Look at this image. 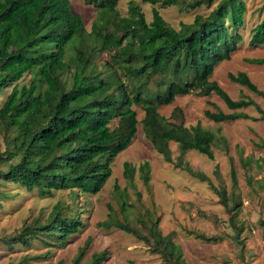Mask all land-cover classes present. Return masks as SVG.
<instances>
[{"label":"trees","instance_id":"obj_1","mask_svg":"<svg viewBox=\"0 0 264 264\" xmlns=\"http://www.w3.org/2000/svg\"><path fill=\"white\" fill-rule=\"evenodd\" d=\"M99 11V21L87 33L77 24L70 0H0V95L13 86L0 108V135L5 150L0 152V178L40 196H52L55 191L79 190L83 194H98L112 175L111 163L133 142L138 132V115L134 106L145 113L143 131L164 161L185 170L192 177L209 182L220 202L232 215L238 235L242 229L233 221L239 204L229 205L227 192L216 188L210 178L184 163L183 156L192 150L215 159L213 148L222 143L229 155L225 136L204 128L201 122L187 127L184 111L176 106L169 118L159 109L173 105L178 96L220 97L231 114L224 113L212 102L217 112L204 115L215 123L240 119L264 121V110L251 98L233 100L212 80L215 68L229 61L231 54L244 42L240 29L245 27L247 5L244 0H143L161 7H180L192 11L203 5L213 7L207 15H197L181 30L168 24L158 9L153 8V20L147 22L141 8L132 1L130 16L120 17V0H86ZM116 32L121 33L117 36ZM250 46H264V18L251 32ZM94 41L91 55L85 60V41ZM74 51V53L72 52ZM111 53L108 68L97 71L92 56ZM253 65H264V59H247ZM26 73L34 75L27 87L19 86ZM163 76L153 91L150 84ZM228 78L264 98V92L245 72L229 73ZM129 84H132L133 91ZM164 91V92H163ZM254 107L259 119L237 110ZM181 115L180 122H176ZM118 125L111 127L113 121ZM170 143L179 145L181 156L175 163ZM264 149V142L259 144ZM231 176L238 184L233 159ZM136 168L125 164L124 175L134 180ZM142 179L149 184L150 164L140 166ZM118 190V187H116ZM125 206V205H123ZM110 211L112 209L110 208ZM126 212V209L123 208ZM159 220L150 219L144 235L135 226L109 214L98 227L118 229L146 242L153 253L160 254L164 264H188L182 247L173 235H164ZM84 227L80 215L68 217L62 205L55 206L48 221L39 219L0 239L13 250L16 245L30 246L39 241L47 247L62 248L70 237ZM205 242H219L222 236L196 233ZM236 239H239L236 237ZM89 237L73 260V264H102L109 252L92 254ZM18 264H24L18 263ZM59 264H63L59 262ZM130 264H134L130 262Z\"/></svg>","mask_w":264,"mask_h":264},{"label":"rangeland","instance_id":"obj_2","mask_svg":"<svg viewBox=\"0 0 264 264\" xmlns=\"http://www.w3.org/2000/svg\"><path fill=\"white\" fill-rule=\"evenodd\" d=\"M134 1L145 14L147 22L153 20V8L161 13L164 20L174 29L181 30L182 25L193 23L197 15L207 16L214 8L203 5L201 8L187 11L180 7H161L143 0H120L117 10L120 17L130 16V3ZM247 5L245 27L240 29L244 42L231 54L229 61H223L216 67L212 80L229 94L233 100L253 99L264 110V98L248 88L232 82L229 73L245 72L259 90L264 92V65H253L247 59H264V46H250L251 32L264 18V0H244ZM77 24L82 23L87 33L99 21V11L86 0H70ZM117 36L121 33L116 32ZM94 41H85L83 51L86 60L91 55ZM74 53V51H72ZM111 53H97L92 56L96 70L109 67ZM34 75L26 73L19 86L27 87ZM158 76L150 84L155 91ZM132 91L134 90L132 84ZM13 86L6 88L0 95V108L12 92ZM164 92V91H163ZM215 103L226 114L233 113L217 95L197 97L193 94L178 96L173 105L159 109L161 115L169 118L172 110L178 106L184 111L187 127L201 122L204 128L225 136L229 147V155L222 149V143L213 148L215 159L192 150L183 156V161L195 171L205 173L212 184L225 190L229 197V205L237 202L239 210L234 213L233 221L242 229L235 230L232 215L220 202V197L212 189L209 182H202L188 172L178 169L174 164L164 161L152 143L146 138L143 125L145 113L139 106H134L138 115V132L132 144L111 163L112 175L98 194H83L79 190L55 191L52 196L42 197L38 190L30 193L22 186L6 182L0 178V239L8 237L20 230L25 223L39 219L41 223L48 221L55 206L62 205L68 217L80 215L84 227L70 237L65 247H47L39 241L30 246L16 245L10 250L0 243V264H73L78 250L91 237L92 243L84 259L89 262L92 254L108 251L109 255L102 264H164L160 254L153 253L150 246L138 238L118 229L105 231L98 223L108 219L109 214L121 221L131 224L144 235H148L146 227L150 219L159 220V229L164 235H173L179 244L188 264H264V149L259 144L264 142V121L240 119L234 122L215 123L204 115L206 110L217 112L208 104ZM259 119L261 114L254 107L237 110ZM178 115L176 122H180ZM118 121L112 122L115 128ZM172 159L176 163L181 156L179 145L170 143ZM5 150L0 135V152ZM233 159L238 184L235 186L231 176ZM150 164L149 184L142 179L140 166ZM136 168L133 182L124 175L125 164ZM6 165H0L5 171ZM118 187V190L116 189ZM125 205V206H123ZM110 208L112 211H110ZM126 209V212L123 211ZM146 226V227H145ZM196 233L206 236H222L219 242H205L196 238ZM239 238V239H236Z\"/></svg>","mask_w":264,"mask_h":264},{"label":"crops","instance_id":"obj_3","mask_svg":"<svg viewBox=\"0 0 264 264\" xmlns=\"http://www.w3.org/2000/svg\"><path fill=\"white\" fill-rule=\"evenodd\" d=\"M221 64V63H220ZM219 65V64H218ZM218 65L216 67H218ZM216 69V68H215ZM224 102V101H223ZM225 103V102H224ZM226 105V104H225ZM227 106V105H226ZM232 111V110H231ZM225 113V112H224ZM234 113V112H233ZM231 114V113H230ZM237 121V120H236ZM234 122V121H233ZM224 123V122H223Z\"/></svg>","mask_w":264,"mask_h":264}]
</instances>
